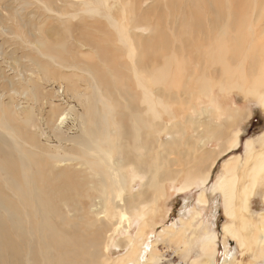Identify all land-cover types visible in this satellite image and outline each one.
Instances as JSON below:
<instances>
[{
	"label": "bare ground",
	"instance_id": "obj_1",
	"mask_svg": "<svg viewBox=\"0 0 264 264\" xmlns=\"http://www.w3.org/2000/svg\"><path fill=\"white\" fill-rule=\"evenodd\" d=\"M146 1H151L152 5H147ZM93 3L96 4L97 0H94ZM144 3L146 4L144 5ZM106 4L109 5L108 2ZM143 6H145L144 14L142 15L144 18L140 14L137 19L142 25L140 29L144 32L141 31L140 35L127 32L133 41L131 55L136 51L139 52L137 61L131 64V70L133 71L131 77L138 69V71L148 75L147 77L153 84H158L161 87L167 83L166 77L171 74L169 60L174 56L172 47L175 43H178V51L174 57L177 67L174 64L173 66L177 68L176 71H179L177 74L179 73L180 76H183L189 70V67L185 64L186 61L195 62L193 63L195 74L189 77L192 78V81L193 79L195 80L198 71L203 66L199 50L204 49L205 63L209 67H217L220 71H223L226 80L232 79L233 76L243 77L246 82L253 80V75L256 71L254 66H256L259 56L258 50L261 47L258 45L259 43H255L254 38L258 37L257 29L260 27V23H264V0H139L138 7L142 8ZM222 8L229 10L225 19ZM164 9L167 11V15H164ZM91 10L94 12L93 7ZM202 13L208 15L209 24H207V20ZM153 16L156 17L155 25L149 24L152 21L150 18ZM108 17L111 19L112 15ZM167 22L173 23L174 30L171 27L169 31L167 30L169 27ZM223 23V46L220 49H216L218 39L222 34ZM77 26L80 29V25ZM94 26L101 30L100 24ZM179 26H183V29ZM67 28L70 29L71 26L67 25ZM80 35L83 41H87L85 38H91V44L92 39L95 38V36L87 35L86 33H80ZM245 43H247L246 48L244 46ZM30 44L36 46V51L39 53H44V56H50L52 49L47 44H40L37 41H31ZM101 44V47H99L101 53L98 54L100 56L99 61L106 66L100 67L99 65L88 63L85 68L90 73L88 74L90 77L84 80L85 82L89 81L85 90L88 91L91 88L92 91L90 90L88 94L87 92H80L78 85H75L70 79L73 76L64 74L59 76L66 83L63 86L59 85V90L56 93H62L63 97L68 95V99L81 106L83 105L86 113L84 114L82 111L81 114L78 113L79 115L75 114V112L74 114L78 118V129L84 134L86 133L87 137H129V141L124 142L122 148H128V151L123 156L128 154L127 157L131 158L128 160L131 169L129 176L131 191L134 193L139 183H141V187H153L156 191L157 183L155 178H148L146 181L140 179L144 173L150 175L151 165H142L136 160L137 155H135L141 149L145 151L147 148L148 151L154 149L160 141L159 137L151 138L143 135L142 129L146 126L144 111L147 108V111L152 113L153 122L161 121L160 127L171 125V129L166 131V137H170V139L178 137L181 128L178 125H173L172 122L167 124V122L160 119V116L155 111V102L151 98L154 93L145 87L142 92L140 91L141 99H139V102L142 104L141 109L137 106L138 97L135 96V102L132 99L126 101L127 112L122 113L120 111L118 101L115 100L114 94L110 92L111 87L117 89L126 88L127 86L126 82L125 84L120 82L123 80L121 78L123 74L118 71V68L122 65L118 56L120 49L116 46L114 47L117 49H114L112 46ZM238 57L240 62L237 67L235 59ZM32 60L35 63L39 59L35 56ZM213 61L218 66H214ZM244 63L250 64V69L242 67ZM131 65L128 64V66ZM188 65L190 64L188 63ZM107 70L109 71L106 73ZM53 74L55 75V73ZM109 75H111V79L108 78ZM135 77L137 75H134V80ZM258 77L260 76L258 75ZM258 77L253 82L254 87L261 85L257 82ZM135 84L137 85V83ZM186 84L188 85V82ZM155 87L157 88L158 86ZM100 88L105 89L106 93H103L104 91L102 92ZM97 91L100 92L96 93ZM128 92L131 94L130 88ZM199 92L204 94L205 88L200 89ZM253 93L255 94V91ZM46 96L59 98L48 94L43 96L39 91L34 94V99H44ZM156 101H159L158 95H156ZM210 101L216 102L214 98H211ZM48 103H52V100L48 99ZM143 104L146 105V108ZM55 108L57 109L58 107L56 106ZM231 108L232 111L228 113L231 120L228 123L224 121L222 127L210 126L208 129V133L216 132L218 134L216 157L213 158L212 155H208L211 152L205 150L199 153L198 156L196 154L198 164L195 162L194 167L188 170L187 173L184 170L181 176L178 173L184 184L182 187L177 188V191L188 190L191 187L192 180L194 182L196 178L200 179L201 184H205L210 178L211 171L215 165L214 161L220 153L224 152L223 154H225L239 147V128L238 131L230 134L228 126L230 124L237 126L243 120H248L250 116L248 112L240 111L235 104ZM69 109L72 108L69 107ZM163 112L168 115L171 114L165 109H163ZM52 114L56 116L54 121H52ZM67 115L66 112L56 114L55 109H52L46 122L49 128L51 126L50 129H54L52 130L54 131L55 139L57 137L59 139V145L61 144V139L69 142V137H73L75 141L84 137V134L70 136L67 133L68 128L66 131L64 130L69 120ZM167 117L169 120L175 119V115ZM111 120L114 121L113 124L118 126L115 131H110ZM34 124L35 120L33 118ZM13 127V120L10 117L0 119V128L11 129ZM22 132L21 129L16 127V133L20 134ZM143 137L146 138L143 139ZM148 138L151 139L148 140ZM206 140H209V137ZM37 141L39 140L36 136L30 137L29 142L26 137H5L0 133V264H145L148 257L153 253V251H150L153 247L147 244L148 239L147 242L141 241L140 243V241L136 242V239L132 240L131 235L125 234L123 237L125 253L118 255L113 260L104 255V249H112L114 247L116 250L122 248L119 244L114 246L115 241L110 244V237L119 229L120 223L124 221L123 219L127 222L123 228L126 230L130 229V231L135 229L137 237L142 234L143 236L141 237H144L146 229L147 231L149 230L148 227H160L161 223L155 222L154 219L157 214L160 216L161 214H156L151 210L156 206L154 194L146 190V197L140 204L143 206L144 203L148 202L147 205L150 211L145 213L146 211L143 212L141 210L142 207L139 206L141 211L137 212L138 206H136L132 214L125 212L129 202L118 196L119 205L121 206V217L116 221L115 225L111 224L108 222V217L111 215L107 216L105 212V200L102 196L106 194L107 190H112L113 192L119 190L120 192L124 189L126 177L117 168L118 161L108 153L104 154L101 163L96 160H90L89 154L91 153L88 149L83 157L85 162L78 167L73 168L62 165L60 167L58 164H63L70 159L58 158V154L54 155L48 149V151L45 150L41 147L42 144ZM82 143L85 142L83 141ZM102 143L105 142L102 141ZM29 145L36 148L37 151L28 150ZM110 145H113V143H106L105 146L108 148ZM165 145L174 147L179 145V143L174 140L166 142ZM243 148L245 152L244 162L242 160L239 161V155L230 156L224 162L223 171L219 177L217 176L218 179L216 181L217 188H220L223 194L224 215L231 220L230 223L227 222L222 226L221 231L223 229L228 236L237 240L240 247L245 245L241 234L244 226L255 225V229L256 226L264 229V215L260 216L261 218L259 217L253 224L251 218L245 220L243 213H241L242 211L244 213L248 212L249 199L253 197L256 191V184L262 179L260 176L264 173V133L258 135V137L246 140ZM114 152H116V149H114ZM95 155L99 156L98 153ZM207 160L209 161L207 162ZM79 167L84 168L80 169ZM238 169L239 172L237 173ZM152 176L155 177L154 175ZM135 182L137 184L133 185ZM238 184L239 188H237ZM166 190L161 191V200H165L170 196L169 192L171 190L168 192ZM112 198H110V201ZM120 201L122 202L120 203ZM198 201L205 203L202 193L199 194ZM262 204L264 206V194ZM204 211L195 212L196 214L192 218L201 219L199 222H201L202 231L198 238H200V249L203 254L197 260L196 258L191 259L190 264H216L215 241L217 237L206 225L205 218L202 219ZM149 220H152V224ZM185 220L186 216H184V219L180 217L176 221L174 220L170 226H163L162 230L158 232L159 235L167 231L173 233L177 223L187 222ZM263 231L261 230L260 237L258 236L259 244L264 242ZM211 242L214 245L210 246ZM146 252L149 254L148 257H145ZM257 254H262L261 257L263 258L264 247L259 249ZM232 257L234 256L230 252L224 250V253L219 257L221 259L219 264H227L234 259ZM152 260L154 264V259Z\"/></svg>",
	"mask_w": 264,
	"mask_h": 264
},
{
	"label": "rangeland",
	"instance_id": "obj_2",
	"mask_svg": "<svg viewBox=\"0 0 264 264\" xmlns=\"http://www.w3.org/2000/svg\"><path fill=\"white\" fill-rule=\"evenodd\" d=\"M93 1L94 0H0V119L3 117H10L14 124V127L11 129L0 128V133L5 137H26L29 142L30 137H38L39 141L37 142L41 143V147L45 150L48 149L54 155L58 154V156L56 155L58 158L64 157V159H70L63 164H58L60 167H78L85 162L83 157L88 149L91 153L89 154L90 160H96L99 163L102 162L104 154H110L112 158L118 161L117 168L126 177L124 189L122 191L119 192V190H117L113 192L112 190H107L106 194L102 196L105 200V212L107 216H112V218L111 216L108 217V222L111 224L115 225V223H117L116 221L121 217V206L119 205L118 196L125 199L126 202H129L125 212L132 214L136 206H138L137 212L142 210L147 213L150 211L147 205L148 202L143 204L145 207L140 204L146 197V190L154 194L156 206L151 210L156 214L160 213L161 216L157 214L156 218H151H155V222H160V227H148L149 230L147 231L146 229L144 237H141L143 234L137 237L135 229L130 231V229L126 230L123 228V226L127 224L126 220L123 219L124 221L120 223L121 228L119 227V229L116 230L117 232L114 230L115 232L112 236L110 235V244L115 241L114 246L119 244L122 248L119 247L121 249L116 250L114 247H112V249H104V255L108 256L111 260L125 253L123 237L125 234H129L132 236V240L136 239V242H147L148 239L147 244L153 247L150 250L151 252L153 251L151 256H149L148 252L145 254V257L149 256L145 264H153L152 259H154V264H190L191 259L193 260L196 258L197 260L203 254L200 249V238H198L202 231V226H200L201 222H199L201 219L192 218L196 214L195 212L205 210L202 214V219L205 218L204 220L207 222L206 225H208L210 231L214 232L217 237L215 241L216 264L220 263L221 259L219 257L224 253V250L230 252L234 256L232 257L234 259L230 260V263L228 262L227 264H264V257H261L262 254H257L259 249L264 247V242H262V244L258 243L260 242V231L264 229H260L258 226H256L255 229V225L244 226L243 230H241L243 240L245 241L244 247H240L237 240L228 236L223 229L221 231L222 226L227 222L230 223L231 220L227 219L224 215L223 194L220 188H217L216 184L219 175L223 171L224 162L230 158V156L236 155L240 156L239 161H243L245 158L243 148L245 141L249 138L258 137V135L264 133V71H262L264 70V23H260V27L257 29V33H259L258 37L254 38L255 43H259L258 45H260L263 50H261V47H259L260 49L258 48L259 56L256 61V66H254L256 71L253 75V80L246 82L243 77L239 78L237 76H233L232 79L226 80L223 71H220L217 67H209L205 63L204 49L199 50L203 66L202 68L200 67L201 69L199 68L200 70L195 80L193 79L192 81V78H189L195 74L193 70V63L195 62L186 61L185 64L189 67V70H187L183 76H180L179 73L177 74V72H179L176 71L177 68L173 66L174 64L177 67V62L174 61V57L179 47V44L175 43L172 47L174 56L169 60L171 64L169 69L171 74L166 77L167 83L160 87L158 84L151 83L149 77H147L148 75L138 71V69L133 73V77H131L133 72L131 70V64L137 61L139 52L136 51L131 55L133 41L130 39V34L128 35L127 32L140 35L141 31H143L140 29L142 25L138 22L137 18L138 15L141 14L142 16L144 14L145 6L142 8L138 7L139 0H97L96 4H94ZM107 2L109 5L106 4ZM146 3L147 5H152L151 1H146ZM146 3H144V5ZM92 7L94 8V12L91 10ZM222 11L225 19L229 10L227 8H222ZM163 13L167 15L166 10ZM203 13L202 15L205 16L207 24H209L210 20L208 19V15ZM109 15H112L111 19H109ZM150 19L152 21H150L149 24L155 25L156 17L153 16ZM167 23L169 25L167 30L169 31L170 27L174 30L173 23ZM96 24L101 25V30L94 26ZM67 25L71 26V28L68 29ZM77 25H80V29H82L80 30ZM179 27L183 29V26ZM223 32L224 23L216 49H220L223 46ZM80 33L95 36V38L92 39V44L90 42L91 38H85L87 41H83ZM42 34H44V36H42ZM31 41L47 44L48 47L52 49L50 51V56H44V53L36 51V46H32L30 44ZM101 43L109 47L116 46L120 49L118 56L122 65L118 68V71L123 74L121 76L123 80L120 82L122 84L126 82L127 86L126 88L122 87L117 89L110 86V92L114 94L115 100L118 101L120 111L122 113L127 112L126 101L132 99L135 102V96L138 97L137 106L141 109L142 104L139 102V99H141V92L145 87L154 93L151 98L155 102V111L157 115L160 116V119L167 122V124L172 122L173 125H178L181 128L178 137L174 139L166 137V131L171 129V125L160 127L159 125L162 124L161 121L153 122L151 118L152 113L148 112L146 105L143 104L146 108L144 111L146 126L142 129L143 135L151 138L159 137L160 141L154 149L149 151L148 148L146 151L141 149L138 150L135 155H137L136 160L142 165H151L150 175L144 173L141 175L140 179L146 181L148 178H155L157 183L156 191L153 187H141V183L136 187L134 193L131 191L132 187L129 183L131 169L128 162L131 158L127 157L128 154L127 156H123L124 153L128 151V148H122L124 142L129 141V137H87L86 133L84 134V132L78 129V118L75 117V114H81L82 111L84 114L86 113L83 105L81 106L73 100L68 99V95L63 97L62 93H56L57 90H59V85L63 86L66 83V81L59 76H63L64 74H71L73 76L70 79L75 85H78L80 92H87L88 94L90 90L92 91L91 88H89L88 91L85 90L89 81L85 82L84 80L90 77L88 75L90 74L89 71L85 70V68L88 63H93L100 67L104 65L103 62L99 61L100 56L98 55L101 53L99 49L102 45ZM244 46L246 48L247 43H245ZM116 47H114V49H117ZM35 56H37L39 60L34 63L32 58ZM187 62L191 66L188 65ZM239 62L240 59L238 57L235 59L237 67ZM245 63L242 67L250 69V64ZM128 64L131 66H128ZM213 65L218 66L215 61H213ZM108 71L109 70H107L106 73ZM53 73H55V75ZM50 74L51 76H49ZM134 75H137L135 80ZM258 75L260 77H258ZM110 76L111 75L108 77L109 79H111ZM187 76L188 78H186ZM257 77L259 78L257 82L261 85L255 86V90L253 82ZM140 80L141 82L139 83ZM184 82H188V85L186 84V86ZM135 83H137V85ZM155 86L158 87L156 88ZM129 88L131 94L128 92ZM159 88L160 92L158 93ZM202 88H205L204 94L199 92ZM100 89L102 92L104 91L103 93H106L105 89ZM39 91L43 96L48 94L59 98H49V96H46L44 99H34V94ZM252 91H255V94ZM99 92L100 91H97L96 93ZM156 95L159 96V101H156ZM211 98H214L216 102H211ZM48 99L52 100V103H48ZM233 103L240 111L248 112L250 116L248 120H243L237 126L232 124L228 126L230 134L238 131L239 128V147L225 154H223L224 152L220 153L214 161L215 165L211 171L210 178H208L205 184H201L200 179L196 178L194 182L192 180L191 187L188 188V190L181 192L177 191V188L182 187L184 184L179 175L181 176L184 170H186L185 173H187L188 170L192 169L195 162L198 164L196 157L199 153L205 150L211 152L208 153V155H212L213 158L216 157L215 153L218 151L216 145L218 134L216 132L208 133V129L210 126L222 127L224 121L228 123L231 120L228 113L232 111L231 107H233ZM56 106L58 107L57 109L55 108ZM69 107L73 110L69 109ZM52 109H55L56 114L62 112L68 114L67 117L69 120L64 130L66 131L68 128L67 133L70 136L84 134V137L76 141L73 137H69V142L61 139V144L59 145L58 137L55 139L54 136V129H50L51 126L49 128L46 123ZM163 109L171 113L169 115H175V119L169 120L167 117L169 115L165 114ZM52 117V121H54L56 116L52 114ZM33 118L35 120L34 125ZM113 122L114 121L111 120L110 131L118 129V126L113 124ZM16 127L23 132L20 134L16 133ZM146 137H143V139ZM207 137H209V140H206ZM151 138H148V140ZM174 140H177L179 145L174 147H167L165 145L166 142ZM83 141L85 143H82ZM102 141L105 143H102ZM222 141H224V139H222ZM106 143H113V145L107 148L105 146ZM47 145H51L52 147ZM114 149H116V152H114ZM28 150L37 151V149L33 148L31 145L28 146ZM96 153H98L99 156H96ZM208 161L209 160H207V162ZM79 168L83 169L84 167ZM238 172L239 169L237 173ZM260 177H262V179L256 184V191L253 197L249 199L248 212H241L243 213V218L245 220L251 218L253 224H255V221L258 220L260 216L264 215V206L262 204L264 173ZM137 182L133 185L137 184ZM237 188H239V184ZM164 189H168L167 192L171 190L169 192L170 197L167 201L166 199H160L161 191H164ZM200 193H202L205 203L198 201ZM107 194H109V196H107ZM110 198H112L111 201ZM111 202L113 203L110 204ZM121 202L122 201H120V203ZM139 206L142 207L141 210ZM184 216H186L185 221L187 222L177 221V227H175L176 229L173 233L167 231L159 235L158 232L162 230L163 226H170L174 220L176 221L180 217L184 219ZM149 222L151 223L152 220H149ZM263 232L262 235H264ZM212 245L214 244L211 242L210 246ZM256 250L258 251L256 252ZM254 256L256 259L253 258Z\"/></svg>",
	"mask_w": 264,
	"mask_h": 264
},
{
	"label": "crops",
	"instance_id": "obj_3",
	"mask_svg": "<svg viewBox=\"0 0 264 264\" xmlns=\"http://www.w3.org/2000/svg\"><path fill=\"white\" fill-rule=\"evenodd\" d=\"M170 191V190H169ZM166 192H167V190H166ZM170 197V196H169ZM169 197L168 198H166V201L169 199Z\"/></svg>",
	"mask_w": 264,
	"mask_h": 264
}]
</instances>
